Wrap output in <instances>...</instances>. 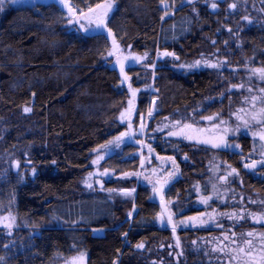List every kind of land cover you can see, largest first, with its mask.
I'll return each instance as SVG.
<instances>
[{
    "label": "trees",
    "instance_id": "trees-1",
    "mask_svg": "<svg viewBox=\"0 0 264 264\" xmlns=\"http://www.w3.org/2000/svg\"><path fill=\"white\" fill-rule=\"evenodd\" d=\"M75 1L84 7L85 0ZM228 1L237 8L231 10L222 3L212 13L197 3L181 6L184 0H165L175 5L165 16L161 0H116L109 27L123 53H147L140 62L129 58L134 65L128 67L129 83L141 89L137 98L144 111L151 107L149 91L153 88L159 108L188 109L209 81L217 85L218 102L226 83L219 72L198 77L173 64L192 63L199 45H210L199 38L209 30L199 29L209 26L210 34L218 36L229 19L241 32L244 16L260 19V3L264 11L262 0ZM66 16L55 5H24L0 12V210L1 200L7 198L9 207L19 215L17 227L0 229V264H57L79 252L85 253L87 264H113L114 260L117 264H228L226 255L213 251L210 237L231 231L239 237L258 229L250 224L247 213L259 211L261 206L253 205L250 197L241 202L246 191L235 187L229 194V187L218 180L225 169L223 154L211 156L204 148L185 151L188 159L178 189L183 196L181 207L187 212L209 213L210 221H220L224 227L191 224L179 233L181 249L171 231L158 227V206L150 202L145 190L134 199L91 194L83 185L96 158L94 149L126 130L119 116L132 97L129 83L122 85L115 69L116 58L108 55L112 44L107 35L70 29ZM165 50L174 52L179 60L158 58ZM152 63L157 66L155 78L148 66ZM24 107L32 111L25 113ZM17 160L31 162L26 178L39 181L18 183L21 175L11 166ZM108 164L120 174L132 170L128 163L118 164V159ZM213 184L218 197L213 195ZM195 186L204 189V196L212 195L208 205L199 206ZM260 193L264 195L261 185ZM241 209L245 210L243 220L220 215ZM130 211L133 216L128 219ZM28 229H37L39 236ZM125 232L127 237L122 235ZM138 243L144 248L138 250Z\"/></svg>",
    "mask_w": 264,
    "mask_h": 264
},
{
    "label": "snow or ice",
    "instance_id": "snow-or-ice-1",
    "mask_svg": "<svg viewBox=\"0 0 264 264\" xmlns=\"http://www.w3.org/2000/svg\"><path fill=\"white\" fill-rule=\"evenodd\" d=\"M60 6L67 12V23L79 25L78 31L84 32L86 35L91 34L93 36H100L107 34V37L112 38V49L108 51L109 56L117 55L120 51L113 30L109 27L110 14L114 12L116 7V0H100L94 4L88 3L85 0L84 7H80L76 3L71 2V0H57ZM195 0H187L188 4H193ZM264 2V0H262ZM11 3L12 5L22 4V0H0V12L5 10V4ZM220 0H212L210 7L212 10H217L219 7ZM161 4L165 9L164 15H168V9L173 8L174 4L165 3V0H161ZM183 6V4L181 5ZM237 8L236 3L228 4V9L234 10ZM195 12V8L193 9ZM164 19V16L161 17ZM244 21H247L248 24H252V20L248 16L242 18ZM228 31L231 33L232 29L229 28ZM227 41L225 44L227 45ZM215 44V41H213ZM197 59L192 63H180L178 65L173 64V67H178L179 69L192 72L201 67L221 70L227 66V60H218L212 62L209 59L203 58ZM159 57H173L174 60H179V57L176 56L174 52L164 51L158 53ZM131 58L133 61L140 62L147 58V53L144 56H117V63L120 66V74L123 77L121 83L126 81H131V77L125 71V61ZM153 70V78H155V73L157 66L155 63L148 65ZM163 67V66H162ZM245 69L249 73L248 80L251 81L253 77L258 78V80L264 84V66L261 67H248L245 64ZM235 71V69H233ZM128 89L131 94L132 99L128 100V107L120 112L119 122L121 124L127 125L126 130L120 131L118 135L113 136L111 139L107 140L104 144L98 145L94 152L96 158L92 160V165L99 166L100 162L105 159L106 156L111 158V154L117 153L116 150H123V147L129 146L130 144L138 145L137 152L131 153L130 157H135L139 155L140 165L139 171L133 172H123L122 178L128 179L131 177H136L138 180L140 177H143L145 181L151 186L153 197H159L160 201V211L156 214V220L159 221L161 225L167 223L171 226L172 232L175 235L178 225H187L189 222L193 226L197 223L203 225L207 221L200 219V217H185L184 219L175 220L174 217L177 216L179 212H182V209L177 206V211L174 212L171 205H175L176 202L172 200H166L165 190L172 183V181L177 177L179 173V165L177 164L176 158L172 156H161L155 152L152 144L149 143V140L156 139L154 133H164L167 129L166 137L167 138H176L175 141H167L172 143L173 150L175 152L179 151V142L188 141L195 145H204L209 146L213 149L218 150H235L240 149L241 145L239 143H230V134L232 137H235L237 133H240L243 128L246 132H251L254 138H258L261 142L260 144V159L255 158L251 159V162L245 161L243 166L245 169L255 170L258 166L264 168V87H259L254 89L251 84L245 89V84H230L226 89L231 93L232 89H245L250 96H245L242 101L243 104L248 105L247 110L244 107L237 109L236 112L230 113L229 120H225L219 112L212 113L209 115H203V112H198L197 109H193V113L190 116V119H185L181 117L180 119L171 120L168 117L164 118V123L158 124L155 129H150L149 124L146 122V118L143 114H138L139 124L134 127L133 123V114L135 111V98L139 89L132 88L131 83L128 84ZM256 94H253V93ZM35 96V93H33ZM224 98V94L221 93V102ZM154 103V101H153ZM206 110V109H205ZM23 111L25 113H30L32 109L30 107H24ZM155 109L149 107L147 110V120L153 118V113ZM197 114H199V120L196 119ZM234 117L238 122L235 127H232L230 124L231 118ZM201 122H207L206 126H202ZM257 129V130H253ZM146 150V152H145ZM251 155V154H250ZM241 156H243L241 152ZM184 160L188 159L187 154H184ZM153 159L159 161V165L152 166ZM52 164H56V161L53 160ZM16 166L19 167V162H16ZM230 171L226 175L218 176V180L222 182L227 181V177L230 175L238 176L239 173L237 169L232 168L231 165H225ZM33 176L36 175V169H32ZM111 174H115V170H112ZM109 169L104 168L103 171L99 170L97 167L96 172H89L84 179V183L87 187L92 188L93 184L90 182L95 177H105L109 176ZM96 183H100V180L97 179ZM101 188L103 189V184L101 183ZM213 195H217L216 185H212ZM197 192L200 191L199 186H195ZM109 192L117 191L122 196H132L136 191L135 188H120V189H109ZM150 198V199H152ZM212 199V195L202 196L201 203L208 205L209 200ZM241 200L243 198L241 197ZM255 203V201H250ZM133 211H135V204L133 203ZM204 213H201L200 216H204ZM222 216H227L230 220H243L245 219V210L241 209L239 213L233 211L231 213H220ZM248 216H251L253 221L257 224L264 225V213H247ZM133 212L130 211L127 214V218L131 219ZM209 220H212L213 217L209 216ZM4 220H14L13 217H0V222ZM4 227L11 229L12 224H4ZM217 227L223 229V225L217 223ZM94 233L96 230H93ZM11 235V232L8 233ZM124 237H127L128 233L125 232L122 234ZM241 239L237 236L235 231H231V234H224L223 241L227 243L223 247L215 248L213 251H219L221 254H224L228 257V264H264V232H255L248 231L242 233ZM195 243V242H194ZM9 245H5L7 248ZM177 246H179V241L177 240ZM75 247V245L73 246ZM138 250L144 248L143 243H138L135 246ZM119 251V250H118ZM3 260V257H0V261ZM64 264H85V253L79 252L78 255L64 258ZM113 264H117L114 260Z\"/></svg>",
    "mask_w": 264,
    "mask_h": 264
},
{
    "label": "flooded vegetation",
    "instance_id": "flooded-vegetation-1",
    "mask_svg": "<svg viewBox=\"0 0 264 264\" xmlns=\"http://www.w3.org/2000/svg\"><path fill=\"white\" fill-rule=\"evenodd\" d=\"M71 1L73 3H76L75 0H71ZM29 4H36V2L31 1ZM197 4L198 7H201L200 3ZM209 11L212 12L210 9ZM257 21L258 23H256L250 28H248L247 25L241 21L242 25L239 26L241 29H244L241 32L236 31L233 24L227 21L228 23L222 25L223 33L218 36L210 34L211 29L209 26L202 28L203 30L199 29L200 31L209 30L208 31L209 33L200 35L199 38L200 40L203 39L204 42L208 41L210 45L209 46L199 45L197 59H201L202 58L201 54H203V58L209 59L212 62H216L218 60L221 61L227 60V66L221 70L201 67L197 70L192 71V73L193 75L200 77L203 73L214 74L215 72H219V74L222 75L223 81L226 80L225 81L226 83L223 84L225 87V92L222 102H221V97L218 99L217 102V98L215 94V91L217 90V85L209 81L208 83L205 84L203 93L201 92L198 93L197 98L196 100H194V103L191 108L187 109L186 107L182 106V108L176 110L174 109L172 110L170 108L161 109L158 107L157 104L158 102V98L156 97L157 91L155 88H153L150 93L151 107H153L155 104V111L153 113V118L147 120L148 108L144 111L141 107V102L139 101L138 98H136L135 111L133 114L134 127L138 126L139 124L138 114H143L146 118V122L149 124L150 129H155L158 124H162L165 122L164 121L165 117H168L171 120L180 119L181 117H184L185 119H190V116L193 113V109H197L198 112L202 111L203 115H209L212 113L219 112L225 120H229L230 113H234L236 112L237 109L242 107L243 104L242 101L244 100V97L248 93L245 89L249 86V84H251V86L254 89L258 87V83H260V86L264 87V84L258 81L257 78L253 77L252 80L249 81L248 80L249 73L245 69V64H247L248 67L264 66V11L262 9L261 3H260V19ZM198 22L200 23V21ZM229 28L234 29L235 34L232 35V37L227 36V29ZM213 41H215V44H213ZM225 41L228 42L227 45L225 44ZM248 43H251L252 47ZM233 69H235V71H233ZM240 83L245 84V89H240V90L232 89L231 93L226 91V89L230 86V84H240ZM240 105L241 107H239ZM217 106H221V107L219 109H216ZM199 118H200L199 114H197L196 119L199 120ZM233 118L234 117H232L230 120V124L232 127H233ZM206 124L207 122H201L202 126H206ZM166 132L167 129H165L164 133H154L156 139L148 141L149 143L152 144L153 148L155 149V152L158 153L159 155L161 156L174 155L177 164L179 165V173L177 177L165 190L166 200L177 199L178 201H180V207L181 204L183 203V196L178 193V189L180 188L179 185L183 180V168H184L183 164L187 161L184 160L183 157L184 154H186L185 151L188 152L189 148H192L195 151H197V148H204L205 150L207 151L209 150L212 153L211 156L217 154H223L224 155L223 160L225 161L224 164L231 165V167L237 169L239 173L238 176H234V175L228 176L227 181L222 183L227 187H229V194H232V191H235V187H236L239 188V190L241 191L244 190L248 192V195L246 197H251L249 201H254L255 198H260V185L264 187V168L257 167L255 170L252 169L249 170V169H245L243 166L245 161L250 163L252 158H255L257 160L260 159L261 142L258 140V138H254L251 132H246L243 129L240 131V133H237L235 137H232V135L230 134V143H239L241 145V148L235 150V152H233L232 149L218 150V149H213L209 146L195 145L188 141L179 142V151L175 152L173 150L172 143L167 141L169 140L175 141L176 138H167ZM138 147H139L138 145L130 144L129 146L123 147L122 152L119 149L116 150V152L120 154L113 153L111 154V158L106 156L105 159L100 162L99 166L92 165L90 172H96L97 167H99L100 171H103L104 168H107L109 169L110 175L105 177H99V176L95 177L92 181H90L93 184V187L92 188L86 187L88 192L91 194L112 193V195L121 196L117 191L109 192L108 190L120 189L121 186H124L123 188H128V189L135 188L136 191L132 194V196H124V197L135 199L139 195V193H142V191L145 190L147 193H149L150 202L155 203L158 206L156 201L153 202V200L150 199L152 197L151 192L148 190V187H150V185L148 183L144 184L145 182L144 183L141 182V180L142 181L145 180L143 179L140 180V178L138 180L136 177H131L129 181H126V179L122 178V174L118 173L116 169L110 168L108 164L118 159V164H122V162L130 164L132 168L131 172L139 171L140 170L139 155L135 157H130L131 153L137 152ZM124 151L128 153L125 154ZM241 152L243 156H241ZM16 162L20 163V167L17 172L15 171V173L23 176L20 177L19 180H17L18 183L28 185V183H31L33 181L34 182L39 181V180H32L30 178H26L29 168L32 167L31 162L28 161L20 162L18 160ZM159 163H160L159 161L153 159L152 166ZM112 170H115V174H111ZM228 171H230V169H227L225 166L222 176L226 175ZM97 179L100 180V183H96ZM83 181L82 183L85 186V183ZM101 183L103 184V189L101 188ZM249 191L251 195L249 194ZM196 196L198 197L199 194H197ZM241 197L242 196H240V198ZM245 200L247 199L243 198L241 202ZM253 205H256V202ZM181 208L184 211V207ZM158 209L160 211L159 206ZM197 210L199 209L196 210L193 209V211H188V212L187 210H185L182 214V219H184L185 215L189 213L192 214L190 215L191 217L201 214V213H197L196 212ZM193 213L195 214L193 215ZM254 213L259 214V211H256ZM159 226L158 227L161 229L171 231L172 235L174 236L172 230L169 227H167L168 226L167 224L165 225V227H162V225L159 223ZM183 229L179 230L178 228L179 231L177 230V234H179ZM31 230L32 229H28L27 231H30L31 233H35L36 235L39 236L40 233L37 229L32 231Z\"/></svg>",
    "mask_w": 264,
    "mask_h": 264
},
{
    "label": "rangeland",
    "instance_id": "rangeland-1",
    "mask_svg": "<svg viewBox=\"0 0 264 264\" xmlns=\"http://www.w3.org/2000/svg\"><path fill=\"white\" fill-rule=\"evenodd\" d=\"M200 3V5L201 6H209L208 8L212 11V12H217L218 10H220V6L222 5V3H229V1L228 0H220V3H219V7H218V9L217 10H212L211 9V7H210V3L212 2V0H195V2L194 3ZM193 3V4H194ZM24 5H29V6H34V5H36V4H29V3H24V2H22V4H18V5H12L11 3H6L5 4V8H9V7H21V6H24ZM183 5H189L188 3H187V0H184V2H183ZM115 9H116V7H115ZM114 9V10H115ZM176 11V9L175 10H173L172 12H170L169 14H172L173 12H175ZM251 20H252V24H248L247 23V21H244V20H242V22L244 23V24H246L247 25V27L248 28H250V27H252L253 25H255L256 23H258V21L257 20H259V19H257V18H253V17H249ZM227 21L228 22H231L229 19H227ZM68 27L70 28V29H72V28H74V29H79V25H75V24H68ZM235 34V32H234V29H232V32L230 33L229 31H228V29H227V36L228 37H232V35H234ZM124 56H126V54H124L123 53V49H122V53H121V55H120V57H124ZM117 59V58H116ZM130 63H129V62ZM125 63L127 64L126 65V71H127V74L131 77L132 75L129 73V71H128V67L130 68V67H132L133 65H134V63H132V60H127V61H125ZM254 78H256V77H254ZM258 79V78H257ZM259 81V80H258ZM259 87H263V86H260V83H258V87H256V89L257 88H259ZM132 88H135L134 86H132ZM135 89H137V88H135ZM140 90L141 89H139V92H140ZM149 93H151V91H149ZM255 93V92H254ZM137 95H138V92H137ZM137 95H136V98H137ZM250 94L249 93H247L246 94V96H249ZM153 97V96H152ZM135 98V99H136ZM239 107H241V105L239 106ZM238 107V108H239ZM242 107H244L246 110H247V108L249 107L248 105H245V104H242ZM237 111V110H236ZM237 121L235 120V118H233V127H235L236 125H237ZM241 130H243V128L241 129ZM254 131L255 130H257V129H253ZM259 140V139H258ZM14 162H16V161H13L12 163H11V166L14 168ZM157 165H159V164H156V165H154V166H157ZM21 177H23V176H21ZM141 179H143V177H140V180ZM144 180V179H143ZM141 182L142 183H144V184H147V182L146 181H142L141 180ZM222 182V181H221ZM85 186H86V184H85ZM87 187V186H86ZM148 190L151 192V195H152V197H153V193H152V190H151V186L150 187H148ZM202 192H204V189H202V190H200L199 192H198V194H199V206H204V204H202L201 203V197L202 196H204L203 195V193ZM246 192H243V195H241L242 196V198H245V199H247L248 197H246ZM151 197V198H152ZM251 198V197H250ZM7 199V198H6ZM6 199H4V200H1V202H3V205H2V210H0V217H8V216H11V217H13L14 218V220H4V221H2V222H0V229H9V228H6V227H4V224H7V223H11L12 224V227H11V229H14L15 227H17V225H18V221H19V215L15 212V210L14 209H12L11 207H9L10 205H8V203H7V201L8 200H6ZM213 199V198H212ZM211 199V200H212ZM241 199V198H240ZM152 200H153V202L155 201V198H152ZM211 200H209V202L208 203H210L211 202ZM259 200V201H258ZM172 201H174V202H176V204L175 205H171L170 207L172 208V210L174 211V212H176L177 211V206L176 205H178L179 206V208L180 209H182L181 207H180V201H178L177 199H173ZM254 201L256 202V205L258 206V207H260V209H261V211H260V209H259V214H261V213H264V195H262L261 193H260V198H255L254 199ZM185 211V210H184ZM183 210H182V212H179L178 214H177V216L176 217H174L175 218V220H180V219H182V214H183V212H184ZM205 215L204 216H200V214L199 215H196V216H194V217H200V219H203V220H206L207 221V223L206 224H203V226H206L207 228H213V229H216V228H218V229H220V227H217V223H219L220 224V221L218 222V221H210L209 219H207L209 216H211V215H209V213H204ZM248 220L250 221V222H252V223H250L251 225H255V227L256 228H258V229H256V230H254V228H252V230H249V231H255V232H264V225H261V224H257V223H255L254 221H253V219L251 218V216L248 218ZM156 222L158 223V226H159V221H157L156 220ZM167 224V223H166ZM198 225H200L201 226V224H199V223H197ZM191 225V222H189L187 225H178L177 226V230H178V228H179V230L180 229H183V228H188L189 226ZM222 225V224H221ZM160 227V226H159ZM168 227V226H167ZM224 227V226H223ZM178 230V231H179ZM248 232V231H247ZM243 233V232H242ZM246 233V232H245ZM224 234H228V235H230V233H228V232H223V233H221L220 235H214V236H211L210 238H213V239H210V241H209V244H210V246L211 247H214V248H219V247H223L224 246V244H226L227 242L226 241H223V235ZM241 239H243V237H241V234H240V236H239ZM175 238V237H174ZM178 238H179V241H180V236H179V234H178ZM180 249H181V242H180ZM64 258H67V257H63L62 259H60L59 260V262L57 263V264H64ZM85 264H87V257H85Z\"/></svg>",
    "mask_w": 264,
    "mask_h": 264
},
{
    "label": "water",
    "instance_id": "water-1",
    "mask_svg": "<svg viewBox=\"0 0 264 264\" xmlns=\"http://www.w3.org/2000/svg\"><path fill=\"white\" fill-rule=\"evenodd\" d=\"M31 1H35L36 4H37L38 6H44V7H45V6H49V5H55L56 7H58V8L61 10L62 13H64L65 15H67L66 10L63 9V8L60 6V4L57 2V0H22V2H24V3H30ZM71 2H72V1H71ZM105 34H106V33H105ZM106 35H107V34H106ZM108 38L110 39L111 44H112V38H111V37H108ZM115 39H116V38H115ZM116 42H117V40H116ZM117 45H118L120 51L117 53V55H114L115 58H117V56H120L121 53H122V48H121V46L119 45L118 42H117ZM126 65H127V64L125 63V71H126ZM115 69L118 71L119 76H120V80L122 81L123 77H122L121 74H120V66H119V64L117 63V59H116V62H115ZM126 72H127V71H126ZM128 83H129V81H126V82L122 83V85H126V84H128ZM153 108L155 109V104H154ZM29 164H31V163H29ZM29 164H26V165H29ZM19 167H20V163H19ZM19 167H17V166H16V162H14V168H15V171H16V172L19 170ZM258 167H259V166H258ZM249 170H251V169H249ZM155 201H156V203L158 204V206H159V208H160V201H159V197H158V196L155 197ZM165 225H166V223H165L164 225H162V227H165ZM167 225H168V224H167ZM168 227L171 229V226H170V225H168ZM171 230H172V229H171ZM174 237H175V240H176V243H177V240L179 241L178 234H177V229H176V233H175ZM178 247L180 248V241H179V246H178Z\"/></svg>",
    "mask_w": 264,
    "mask_h": 264
}]
</instances>
